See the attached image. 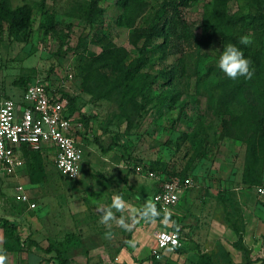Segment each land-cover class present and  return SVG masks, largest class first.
<instances>
[{"label": "rangeland", "instance_id": "1", "mask_svg": "<svg viewBox=\"0 0 264 264\" xmlns=\"http://www.w3.org/2000/svg\"><path fill=\"white\" fill-rule=\"evenodd\" d=\"M9 1L11 9L27 3L33 12L31 25L17 33L8 31L7 20L0 22V85L20 96L23 87L16 81L33 75L53 90L75 96L77 108L85 110L90 103L86 112L92 125L89 131L82 123L78 132L84 148L80 177L61 176L54 163V150L48 146L27 159L20 171L36 208L29 209L20 197H14L18 194L16 178L0 186V195L4 193L9 203L7 213L21 215L18 224L28 237L61 249L71 264H118L116 258L123 249L134 251L132 241L137 230L151 228L156 221L145 223L137 216L131 230L113 222L112 238L106 239L108 229L99 222L102 214L98 209L110 205L117 194L131 207L142 208L152 185L147 171L164 169L182 171L193 179V186L185 192L190 207L184 214L190 220L182 232H188L190 238L195 228L205 231L215 223L218 231L225 230L220 227L224 222L238 233L230 249L239 250L242 260L247 257L251 250L243 238L239 185L249 187L251 209L263 219L264 195L257 187L264 186V155L262 163H253L246 141L223 134L222 123L228 114L217 112L212 84L221 72L217 62L223 45L233 43L253 62L264 87V21L241 29L250 14L264 13V0H189L181 8L182 19L200 38L187 52L171 54L165 60L158 55L140 59L133 42L135 27L154 16L165 0ZM215 9L218 16H214ZM219 22L218 31L212 34L210 27ZM243 35L254 43L240 45ZM105 44L125 49L128 62H135L136 74L147 79L137 102L125 99L123 87L109 76L110 69L101 68L99 73L79 70L81 56L100 53ZM172 69L177 71L173 81L169 77ZM169 83L173 92L165 99ZM230 108L240 113L239 104ZM120 136L127 139L126 145L109 148ZM38 176L44 181L39 182ZM244 191L248 192L246 188ZM254 199L260 211L254 207ZM261 232L258 244L264 259V222ZM204 240L202 235L199 245ZM163 264L170 263L164 259ZM229 264H234L232 258Z\"/></svg>", "mask_w": 264, "mask_h": 264}, {"label": "trees", "instance_id": "2", "mask_svg": "<svg viewBox=\"0 0 264 264\" xmlns=\"http://www.w3.org/2000/svg\"><path fill=\"white\" fill-rule=\"evenodd\" d=\"M124 1L123 3H125ZM188 2L189 0H165L163 6L157 10L154 16H149L143 24L135 27L133 42L138 49L140 59L158 55V58L165 60L171 54H183L188 51V48L193 47L192 44L200 37H197L193 31L189 30L190 28L185 25L181 14L182 6L187 5ZM32 12L33 8L30 4L26 3L11 9L9 0H0V22L2 20L8 21V31L10 33H17L19 30L29 27L31 25ZM100 12H102V9H100ZM214 16H218L216 9L214 10ZM248 17L247 21L241 23V29L244 31L249 29L250 26L254 27L255 24L264 21V13H252ZM237 19L233 22L229 20V22L234 23ZM220 23H214L210 27L209 30L212 31V34L218 31ZM102 39L104 38L100 40L102 41ZM128 60L129 56L125 49L112 48L105 44L100 53L89 52L86 55H82L79 60V70L99 73L101 68L110 69L111 73L109 76L113 77L114 81L123 87L125 99L137 102V98L145 92L147 79L142 74H136L138 69L135 67V62L130 63ZM176 72L175 69L169 71V77L172 78V81L175 79ZM35 79L33 75H23L16 82L23 87L24 91ZM171 84H168L165 99L167 96H171L173 92L172 88H170ZM212 88L217 96V112L219 114H228V118H225L222 123L223 134L246 141L253 154V163H262L264 155V87L259 83L257 72L255 71L251 80H245L243 77L232 80L220 72L212 84ZM62 95L68 100L65 110L66 114L72 117L74 121L84 123L91 131V119L88 112H86L90 108V103H87V108L83 110L82 107L77 108L75 96L67 92L62 93ZM234 104L241 106L240 113L236 114L231 110L230 107ZM126 143L127 139L124 136L115 137L109 148L123 147ZM24 147L25 162L30 157H33L35 152L41 151L40 149ZM153 170L166 175L178 173L181 176H189L182 171L166 172L164 169ZM60 175L63 176L62 174ZM38 181L43 182L44 177L38 176ZM157 208L161 213L157 219L166 218L172 220L169 229L177 230L178 223L174 216L171 213L163 212L158 205ZM0 225L5 229L7 246L11 245L12 248L14 246L19 247L21 235L17 222L9 218L0 217ZM35 244L38 245L36 242ZM41 248L47 252L55 251L54 256L51 257L52 259L57 258L61 264H69L61 249L52 244L41 245ZM202 256L204 257L205 254H202ZM261 264H264V259H262Z\"/></svg>", "mask_w": 264, "mask_h": 264}, {"label": "built area", "instance_id": "3", "mask_svg": "<svg viewBox=\"0 0 264 264\" xmlns=\"http://www.w3.org/2000/svg\"><path fill=\"white\" fill-rule=\"evenodd\" d=\"M69 75L72 77V72ZM67 102L62 93L39 78L28 85L18 99L0 86V173L12 174L24 164L23 146L41 149L49 143L54 148L58 172L67 178L80 177L84 148L78 131L82 123L66 114ZM147 176L156 183L152 199L165 213L177 205L182 193L193 185L191 176L178 173L166 175L149 169ZM17 188L21 191L19 197L35 207L25 186L19 184ZM257 191L264 195V186H258ZM155 237L157 246L151 250L150 264H163L164 251L172 252L181 246L180 234L177 230L159 229Z\"/></svg>", "mask_w": 264, "mask_h": 264}, {"label": "crops", "instance_id": "4", "mask_svg": "<svg viewBox=\"0 0 264 264\" xmlns=\"http://www.w3.org/2000/svg\"><path fill=\"white\" fill-rule=\"evenodd\" d=\"M3 90L5 91V93L7 92V94L9 95H15L13 94L15 92H9L7 89L4 88ZM16 98L18 99L19 96H16ZM47 146L54 150L53 146L50 145L49 143H45L40 150L42 151L43 148ZM24 148H25L24 146L21 148V153L25 160ZM53 159H54V155H53ZM24 164L12 174H6L3 172L0 173V186L7 181L9 183L10 178L12 177L16 178L17 180H16L15 189L17 190L18 194L15 195L14 197L16 199L17 196L19 197L21 191L18 190L17 186L19 184H23L26 188L27 193L30 196V202L34 201L37 206V202L31 193L30 187L27 185L26 181H23L24 174H22L20 170L24 166ZM151 182L152 185L150 188V195L148 199H152L151 198L152 193L156 189V183L152 179ZM245 188L248 191L247 193L244 191ZM248 189L249 187L248 188L244 187V183H243L241 186L239 185V194H238L239 195L238 200L240 201V206L242 208V212L244 215L243 216L244 222H245V228H244L245 230L243 232V238L245 240V243L248 245L249 249L251 250L248 253L247 257H245L242 260V253L239 250H237L236 252L230 249L231 246L230 243L237 237L238 233L235 232L233 229L230 230V227L226 226L224 222L220 223V227H223L225 230H222L221 228L220 231H218L215 226V224L217 225L218 223H215L212 228L206 229L205 231H202L201 229L198 230L197 228H195L196 230L194 234H192L193 231L190 233L191 234L190 238H188V234H189L188 232L185 233L182 232L183 227L185 226L184 224L187 225V221L190 220L188 216H185L184 214L185 213L184 211H187L190 207V203L187 201L185 197L186 196L185 192H187L188 190L186 189L184 193H182L179 203L174 207H172L168 212L174 216L176 222L178 223L177 231L180 234L182 244L175 251L172 252L164 251L165 258L164 257L163 258L166 260V262H169L170 264H229L230 259L232 258L234 264H261L262 259L260 257L261 251L259 248L260 245L258 244V240L262 236L261 222H264V218L262 219L261 216H258L256 214L258 211L255 212L253 209H251L250 203L252 201L251 199H253L252 198L253 194L251 195L250 190ZM245 194L247 198H244ZM2 195L3 197L0 198L1 201L0 205L3 207V209L0 210V217L9 218L17 222L18 224L20 218H22L20 217L21 215H19L18 217H14L12 214L7 213L6 206H9V203L7 198L5 197V194L2 193ZM20 200L27 205V208L29 209L36 208V206L31 207L29 202L23 201L21 198ZM255 203L256 200L254 199L253 205L256 209L259 210L258 207L259 205ZM246 205H248L249 208ZM221 210L223 212V209ZM171 224H172V220L161 218V219H157L156 223L151 228L138 229L136 235L133 236V241H132L133 244L135 245L134 251L131 253L129 249L127 248L123 249L116 258L118 264H150L151 260L153 259V256L151 255V250L157 246L155 232L159 229H169ZM206 225L208 224L206 223ZM19 232L21 235V244L19 247L14 246L12 248L10 244H9L10 246H7L6 232L4 227L0 225V237H2V240H0V247H2L7 253L8 256L7 264H61L57 258H53V259L51 258L52 256H54L55 251L52 252L45 251L43 248H41V245L42 246L44 245L38 242L36 239H30V237H28V235L25 233V231L22 229L21 226H19ZM202 235H204L206 240H204V242H202V244L199 245L198 242L202 238ZM239 237L242 236L239 235ZM218 239H221V241ZM35 242L38 245H36ZM191 254L197 255V258L195 260L190 259ZM202 254H205V256L203 257ZM69 264L71 263L69 262Z\"/></svg>", "mask_w": 264, "mask_h": 264}, {"label": "clouds", "instance_id": "5", "mask_svg": "<svg viewBox=\"0 0 264 264\" xmlns=\"http://www.w3.org/2000/svg\"><path fill=\"white\" fill-rule=\"evenodd\" d=\"M253 43V39L248 35H243L239 38V44L245 47L251 46ZM217 67L225 76L232 80H237L241 77L245 80H251L255 74L253 62L246 58L244 52L233 43L223 45V51L219 56ZM98 211L102 214L99 222L108 229L105 233L106 239L112 238L111 228L113 222L124 230H131L137 216L145 223H154L161 215L160 210L157 208V203L153 199H148L142 208L136 209L131 207L123 196L119 194L113 195L111 204L107 207H101ZM117 213L120 214L119 217H117ZM0 240H2V237H0ZM129 243L132 242L130 241ZM7 260L6 251L0 247V264H7Z\"/></svg>", "mask_w": 264, "mask_h": 264}]
</instances>
